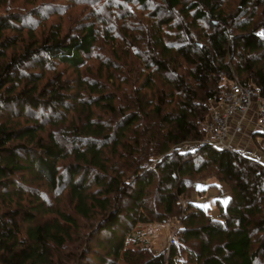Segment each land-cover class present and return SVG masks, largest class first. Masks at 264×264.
Wrapping results in <instances>:
<instances>
[{"label": "trees", "instance_id": "trees-1", "mask_svg": "<svg viewBox=\"0 0 264 264\" xmlns=\"http://www.w3.org/2000/svg\"><path fill=\"white\" fill-rule=\"evenodd\" d=\"M16 1L0 0V264H264V165L179 147L228 79L264 98V0ZM207 177L228 189L216 216L189 196ZM172 216L155 253L136 226Z\"/></svg>", "mask_w": 264, "mask_h": 264}, {"label": "built area", "instance_id": "built-area-1", "mask_svg": "<svg viewBox=\"0 0 264 264\" xmlns=\"http://www.w3.org/2000/svg\"><path fill=\"white\" fill-rule=\"evenodd\" d=\"M222 88L218 100L208 99L211 108L206 122L203 123L206 137L194 144L180 146L181 150L193 151L207 144L218 150L239 149L246 157L254 158L253 154L238 144V139L241 135L252 136L257 129L259 130L257 133L264 132V98L261 90L251 80L240 79L237 76L225 81ZM261 163L264 165V162ZM174 241L175 235L164 248L166 255Z\"/></svg>", "mask_w": 264, "mask_h": 264}, {"label": "rangeland", "instance_id": "rangeland-1", "mask_svg": "<svg viewBox=\"0 0 264 264\" xmlns=\"http://www.w3.org/2000/svg\"><path fill=\"white\" fill-rule=\"evenodd\" d=\"M42 1H48L51 3L56 2L57 4H58V2L60 4H65V2H66V0H42ZM16 2L19 5V11H23L24 7L21 6L22 2H20L19 0ZM84 5H85V3L82 2V0H77L76 5L72 6L71 8H68V9L65 8L63 11H62V9H58V11L56 10V12H58V14L60 16H66L67 14H77L79 12L81 14L82 13L84 14V13H86V8L88 7V6H84ZM3 9L5 10L4 6H2L0 10H3ZM57 17H58V15L56 14L50 18H47V20H49L52 23H56ZM60 20L62 21V24H63V20L62 19H60ZM41 25H42V23L40 22L37 26H33V29L35 31H39ZM115 30H116V32L117 31L119 32V29L117 27H115ZM96 64L98 65V63H96ZM206 118H207V115L205 116V118L203 119V122H201V124L206 122ZM202 128H203V124H202ZM258 131H259L258 129L255 130V134H252V136L241 135L240 138L238 137L239 138L238 144L245 147L246 148L245 151H247L249 153L253 152L256 156V160H258L261 163V162H264L262 160L260 161V155L264 159V141L262 142V145H260V146L257 144V142L260 143V141L263 140L262 138H264V136L263 135H257ZM254 135L257 136L256 140H255ZM205 137H206V132L204 130L203 138L199 141H202ZM199 141L188 142V143L194 144V143L199 142ZM188 143H186V142L182 143V144H180V146H183V145L188 146L189 145ZM154 162H155L154 159H152L150 162L145 161L143 163V166L153 165ZM196 180L197 181H195V185H196L195 190L194 191L192 190L190 195H189L192 201L200 204L201 207H203L202 205L206 204V201L208 202L207 198L209 200L210 199H212V200L216 199L217 202H219L220 204L225 203L227 201L228 189H227L226 184H224L223 182H221V183L214 182L215 179L213 177H207V178H205V180H201V179H196ZM213 183H216L217 185H214ZM153 188H152V190H153ZM208 188L213 189V190H211V193H209L210 190L209 191L207 190ZM202 193H204L203 196L201 195ZM207 194H210V195H207ZM48 195L50 196L49 201L52 203V205L59 206V207L61 206L62 200H59V199H58V201L56 200L58 197L57 196L58 194L53 195V194L48 193ZM52 200H54V201H52ZM212 200H210V201H212ZM179 201H181L182 205H184L186 203V200L182 199V198H180ZM214 204L215 203L213 200L211 205L214 207ZM178 226H179L178 217L172 216V218H170L166 222H158V223L157 222H151V223H147L145 225H143V224L137 225L136 227L138 228V230L141 231V233L144 234L143 240H142V241H145L144 244L150 250L154 251L155 253H159V251H164V248H165L166 244L168 243V241L170 240V238L172 236L176 235V231H177Z\"/></svg>", "mask_w": 264, "mask_h": 264}, {"label": "crops", "instance_id": "crops-1", "mask_svg": "<svg viewBox=\"0 0 264 264\" xmlns=\"http://www.w3.org/2000/svg\"><path fill=\"white\" fill-rule=\"evenodd\" d=\"M255 136V135H254ZM256 137L257 136H255V140H256ZM263 140L262 141H260V143H258L257 141V144L260 146V145H262V142L264 141V138H262ZM249 145V144H248ZM253 153V152H252ZM251 153V154H252ZM253 155L255 156V154L253 153ZM261 156V155H260ZM256 157V156H255ZM255 157H254V159H255ZM253 158V157H252ZM262 160L264 161V159L262 158ZM208 191H209V193H211V190H213L212 188H208L207 189ZM204 195V193H202V196ZM207 195H210V194H207ZM207 200H208V202L206 201V204L205 205H202L203 207H204V209H206V207L209 209V212H210V214L211 215H213V216H216L217 214H218V208H217V200L216 199H213L214 200V207L211 205V203L213 202V200L212 199H210V200H212V201H210L208 198H207ZM222 204H224V203H222Z\"/></svg>", "mask_w": 264, "mask_h": 264}, {"label": "bare ground", "instance_id": "bare-ground-1", "mask_svg": "<svg viewBox=\"0 0 264 264\" xmlns=\"http://www.w3.org/2000/svg\"><path fill=\"white\" fill-rule=\"evenodd\" d=\"M184 146V145H183Z\"/></svg>", "mask_w": 264, "mask_h": 264}]
</instances>
